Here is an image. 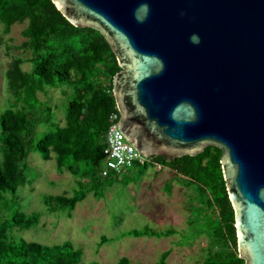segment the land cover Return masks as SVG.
<instances>
[{
	"label": "water",
	"instance_id": "1",
	"mask_svg": "<svg viewBox=\"0 0 264 264\" xmlns=\"http://www.w3.org/2000/svg\"><path fill=\"white\" fill-rule=\"evenodd\" d=\"M50 1L108 43L118 126L144 157L222 151L238 255L264 264V0Z\"/></svg>",
	"mask_w": 264,
	"mask_h": 264
},
{
	"label": "trees",
	"instance_id": "2",
	"mask_svg": "<svg viewBox=\"0 0 264 264\" xmlns=\"http://www.w3.org/2000/svg\"><path fill=\"white\" fill-rule=\"evenodd\" d=\"M22 23L26 24L21 32L24 41L12 48L29 54V69H22L19 57L9 63L4 73L9 106L0 113V264H98L83 262V251L71 241L48 246L16 239V232L37 227L42 214L22 211L14 198L27 182L26 161L31 153L44 161L54 158L57 171L69 173L76 186L71 195L43 196L46 215L69 217L87 194L103 197L110 185L105 182L118 177H102L100 170L109 116L116 114L119 119L112 81L120 68L99 32L73 26L50 0H0V46H4L2 36ZM4 48L10 50L7 45ZM52 91L62 97L61 123L56 121L58 106L52 103ZM221 155L220 149L208 146L195 156L150 157L151 163L133 164L129 169L160 165L179 176L186 188L193 186L211 218L201 231L209 240L203 263L245 264L237 252ZM172 234L170 229L144 227L126 235L167 238ZM107 241L101 236L98 246ZM169 254L170 250L163 252L155 264H166ZM116 264L132 263L121 257Z\"/></svg>",
	"mask_w": 264,
	"mask_h": 264
},
{
	"label": "rangeland",
	"instance_id": "3",
	"mask_svg": "<svg viewBox=\"0 0 264 264\" xmlns=\"http://www.w3.org/2000/svg\"><path fill=\"white\" fill-rule=\"evenodd\" d=\"M25 26V23L15 24L2 36L4 46L10 50L0 46V113L9 106L4 77L9 63L19 57L23 59L22 69H29L26 62L29 54L12 48L24 41L21 32ZM51 96L52 103L58 106L56 121L61 123L62 97L57 91H52ZM26 179L14 202L22 211L36 212L42 217L37 227L16 232V239L48 246L71 241L83 251V262L98 264H116L121 257L128 258L132 264H155L168 250L166 264H204L209 240L201 231L211 220L205 212V201L198 197L193 186L186 188L185 182L168 169L137 166L123 171L105 182L110 185L102 198L93 192L87 194L69 217L46 215L42 204L45 195H71L76 188L69 173L57 171L54 158L44 161L40 155L31 153L26 161ZM144 227L154 231L170 229L173 234L167 238L126 235ZM101 236L109 241L99 247Z\"/></svg>",
	"mask_w": 264,
	"mask_h": 264
},
{
	"label": "built area",
	"instance_id": "4",
	"mask_svg": "<svg viewBox=\"0 0 264 264\" xmlns=\"http://www.w3.org/2000/svg\"><path fill=\"white\" fill-rule=\"evenodd\" d=\"M116 114L109 116V126L104 136L105 147L101 162L100 174L107 177L109 174L119 175L128 170L133 164L142 165L151 163L150 158L144 157L125 137L118 126ZM155 170L163 169L160 165L154 166Z\"/></svg>",
	"mask_w": 264,
	"mask_h": 264
},
{
	"label": "clouds",
	"instance_id": "5",
	"mask_svg": "<svg viewBox=\"0 0 264 264\" xmlns=\"http://www.w3.org/2000/svg\"><path fill=\"white\" fill-rule=\"evenodd\" d=\"M194 42H198V39H194Z\"/></svg>",
	"mask_w": 264,
	"mask_h": 264
}]
</instances>
